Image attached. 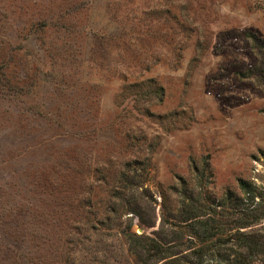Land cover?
Returning a JSON list of instances; mask_svg holds the SVG:
<instances>
[{"label": "rangeland", "instance_id": "1", "mask_svg": "<svg viewBox=\"0 0 264 264\" xmlns=\"http://www.w3.org/2000/svg\"><path fill=\"white\" fill-rule=\"evenodd\" d=\"M1 41L0 137L24 121L60 155L0 173V264H130L99 214L130 159L153 192L204 159L218 196L264 191V0H0ZM56 109L92 116L75 153Z\"/></svg>", "mask_w": 264, "mask_h": 264}, {"label": "trees", "instance_id": "2", "mask_svg": "<svg viewBox=\"0 0 264 264\" xmlns=\"http://www.w3.org/2000/svg\"><path fill=\"white\" fill-rule=\"evenodd\" d=\"M59 21L57 20V24ZM61 28H65V23ZM2 43L3 41L0 42ZM12 60L13 57L5 56L0 64V71L5 70ZM2 77L0 72L1 81ZM152 91L155 97L163 100V87H155ZM56 110L51 123L55 124L59 120L61 131L55 128L50 131L64 135L61 141L75 153L77 147L72 144L74 141L81 144L82 137L87 135V126L84 127L83 121H93L92 116L90 120L88 113L83 115L77 111V118L67 126L61 123L65 119L61 115V109ZM13 122L15 125L2 128L4 134L0 137V173L16 174L18 167H24L25 164L34 165L36 169L40 156H43L42 161L51 162L48 158L60 155L53 146L49 147L53 145L51 142L38 141L32 127L25 125L24 121L23 127L19 120H12ZM41 129L42 127L39 130ZM99 129H93L96 135ZM24 135L29 138L30 146L25 145ZM39 143L41 145L38 147ZM130 160L127 165H132L124 166L111 175L113 183L108 191V200L103 203V209L99 213L102 218L101 232L114 233L116 237L118 235L120 242L127 246L130 264L264 263V191L256 184L241 179L238 181L239 195L227 190L218 196L214 192L213 169L210 162L204 159L201 163L192 162L190 178L178 176L177 182L168 186L158 183L157 192H153L148 186L149 179L143 165L138 160ZM19 193L22 194L20 187ZM30 198L25 201L29 212L32 210V205L27 204ZM1 208L7 216L8 206L1 203ZM15 209H21L20 202H15L10 212L13 213ZM123 218H127L130 223L126 224ZM135 220L143 231L141 234L133 229ZM148 230L152 232L147 233ZM9 231L7 229V233ZM21 236L27 235L23 233Z\"/></svg>", "mask_w": 264, "mask_h": 264}]
</instances>
